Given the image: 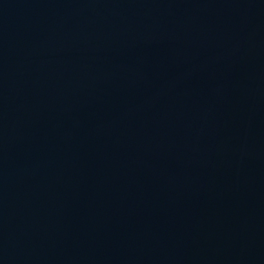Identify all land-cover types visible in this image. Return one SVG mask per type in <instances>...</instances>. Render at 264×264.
Masks as SVG:
<instances>
[{"label": "water", "instance_id": "95a60500", "mask_svg": "<svg viewBox=\"0 0 264 264\" xmlns=\"http://www.w3.org/2000/svg\"><path fill=\"white\" fill-rule=\"evenodd\" d=\"M0 264H264V0H0Z\"/></svg>", "mask_w": 264, "mask_h": 264}]
</instances>
